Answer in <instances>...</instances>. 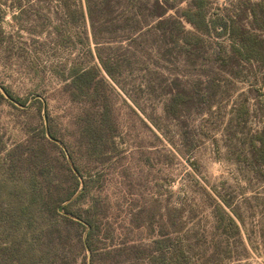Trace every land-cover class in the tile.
Here are the masks:
<instances>
[{
  "label": "rangeland",
  "instance_id": "obj_1",
  "mask_svg": "<svg viewBox=\"0 0 264 264\" xmlns=\"http://www.w3.org/2000/svg\"><path fill=\"white\" fill-rule=\"evenodd\" d=\"M161 1L162 17L144 0L125 22L121 7L107 22L97 11L120 84L102 70L86 91L71 84L74 64H99L86 1L0 0V264H33L29 251L38 264H264L251 147L264 130V0ZM124 23L141 25L133 43ZM50 221L56 237L40 238ZM16 236L24 258L10 260Z\"/></svg>",
  "mask_w": 264,
  "mask_h": 264
},
{
  "label": "trees",
  "instance_id": "obj_2",
  "mask_svg": "<svg viewBox=\"0 0 264 264\" xmlns=\"http://www.w3.org/2000/svg\"><path fill=\"white\" fill-rule=\"evenodd\" d=\"M86 1V5H87V14L89 16V20H90V25H91V34H92V39L93 42L95 43V48H94V55L98 60V65L96 64H86L85 62H78L76 64H74L73 68H72V74H71V84L73 86H75L78 89H84L86 91H88L89 89L91 90V87L94 86L95 84H97L100 81H105L104 76L102 75V70L109 75V77H111L114 81H116L117 83L118 80H116V77L114 75V66H115V62L114 59L111 58V56H106L102 53V50L105 49L104 47V43L107 41H112V40H103L101 38V36H99V31H102V28L104 26H101L99 28H97V26L95 25L96 21H95V17L97 15V11L98 13H102L103 14V22H107V19L110 18L111 14L115 12V9L120 8L121 10L118 13V17L119 19H121L122 22H125L126 20L132 18L129 14L126 16L125 12H132V9L134 7L135 4H132L131 2H129V0H127V4L126 6L123 5L121 2L122 0H98L97 2H95V4H97L96 8L97 11L95 10V6H92V0H85ZM145 5H149L151 8L147 9L149 10L152 14H156L159 17H162L163 15L166 14L167 12V5L162 2L161 0H154L151 1L150 0H144ZM124 7V8H123ZM126 7V8H125ZM65 11H66V16L70 14V10H69V5L65 2L64 5ZM123 8V9H122ZM138 6L135 7L134 14L137 12ZM79 12V16L82 20H85V13L84 11L81 9L78 11ZM137 22V21H136ZM224 26H222L223 31H225L228 27L226 24H223ZM141 25L139 24H122V26L120 25V29H122L121 31L124 33V35H126L127 37L125 39H129V41L133 43V41H136V39L132 38V33H134L135 31H137V29L140 28ZM197 28L200 31H204V30H208V26L206 25L204 26H197ZM106 29V28H105ZM251 37V42L252 43H260L262 42L261 40H258L257 37L258 35L255 33H251L249 35ZM245 37V34L243 33L242 35H239V38H234L236 41L240 42L243 44V40L242 38ZM107 39H111V38H107ZM241 39V40H240ZM87 41V40H86ZM260 41V42H259ZM131 45V44H129ZM142 48L140 49V51L147 53V49L148 46H146L145 43L141 44ZM129 49V48H126ZM260 49H256L254 52L259 51ZM134 52L130 51L131 53H137L138 50L136 48V50H133ZM91 52V50H90ZM261 54L264 53V50H262L261 52H259ZM120 84V83H119ZM184 97L182 96V94H176L173 95L171 97V103L169 104V106H167V109L169 111V109H175L177 107H179V105L184 103ZM254 153H258L259 157L261 159H259V164L260 166H264V130H261L253 139L252 144H251ZM224 205L231 207L230 202H228L227 200H223ZM220 209L222 210V213H226V216L228 218V220L234 225V227L238 230V225L236 223L235 218H233L229 213H227L223 207L220 206ZM236 217L238 219L241 220L240 216L238 214H236ZM55 222L50 221L46 224H42L40 223L42 226L39 228L40 229V238L44 237V239H52L56 237V228H55ZM20 237V238H19ZM16 236L13 240V247H10V253H8V258L10 260H12V258L17 257L18 259H23L24 258V251H22L21 246L19 245L20 243H22L25 239H23V236ZM36 237L33 236L32 239L34 240ZM27 239V238H26ZM49 244V242H48ZM47 244V245H48ZM82 245H84L82 243ZM2 252V251H1ZM23 255V256H21ZM54 256V255H53ZM52 256V258H53ZM50 256V253H47V257L46 259H48ZM28 261L33 262V264H38V260H37V256H36V251H29L28 252ZM21 261V260H19ZM13 262V261H12Z\"/></svg>",
  "mask_w": 264,
  "mask_h": 264
},
{
  "label": "water",
  "instance_id": "obj_3",
  "mask_svg": "<svg viewBox=\"0 0 264 264\" xmlns=\"http://www.w3.org/2000/svg\"><path fill=\"white\" fill-rule=\"evenodd\" d=\"M61 209H62V207L60 206V207H59V210H61Z\"/></svg>",
  "mask_w": 264,
  "mask_h": 264
}]
</instances>
